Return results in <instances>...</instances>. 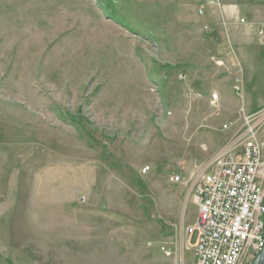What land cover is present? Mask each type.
Returning <instances> with one entry per match:
<instances>
[{"label":"rangeland","instance_id":"rangeland-1","mask_svg":"<svg viewBox=\"0 0 264 264\" xmlns=\"http://www.w3.org/2000/svg\"><path fill=\"white\" fill-rule=\"evenodd\" d=\"M236 19L263 43L264 0H0V264H193L191 186L245 114L221 91L264 103Z\"/></svg>","mask_w":264,"mask_h":264},{"label":"built area","instance_id":"built-area-1","mask_svg":"<svg viewBox=\"0 0 264 264\" xmlns=\"http://www.w3.org/2000/svg\"><path fill=\"white\" fill-rule=\"evenodd\" d=\"M224 129H237L233 142L213 155L191 186L198 208L188 229L189 238L196 236L189 242L193 264H253L264 249V110L229 121ZM171 180L182 182V176ZM163 253L171 256L165 247Z\"/></svg>","mask_w":264,"mask_h":264},{"label":"crops","instance_id":"crops-1","mask_svg":"<svg viewBox=\"0 0 264 264\" xmlns=\"http://www.w3.org/2000/svg\"><path fill=\"white\" fill-rule=\"evenodd\" d=\"M205 2L209 3V5H211V7L213 6V0H204ZM223 12H226L227 14H231V13H235L237 12V10L240 13H252L253 12V8L251 7L249 9L246 8L245 6H237L236 3L233 4H223V6L221 7ZM245 23V21L243 22ZM255 22H246L245 24H241L238 22V20H234L232 21L231 24V34H232V38H233V45H232V51H234V53L236 54L234 57L237 59V61L240 63L241 69L243 68V63L244 60H249L250 57H252V53L253 51L255 53H258V57L259 55L262 53L261 49L264 46V41L263 43L258 41V34H257V27L254 26ZM264 27V24H263ZM236 30H247V31H252L250 33L249 36H244L242 38V41L238 40L239 38H237V31ZM264 40V39H263ZM241 42V43H240ZM242 75V73H240ZM242 77V76H241ZM243 79V78H242ZM251 84V79L248 78H244L243 79V85L242 83L240 84V87H243V93L242 91L240 92L239 95H242V104H239L237 102V98L235 97V93L233 92V90L231 91L230 88H226L224 90L221 91V98H222V106L225 107L227 112H230L228 116H232V117H237L238 111H239V107L240 105H242V109H244V113L247 115H251L254 114L258 111H260L261 109L264 108V103L262 104V106H259V108H255V107H246V96L247 93L249 92V90L247 89V87H250ZM218 96V99H219Z\"/></svg>","mask_w":264,"mask_h":264},{"label":"water","instance_id":"water-1","mask_svg":"<svg viewBox=\"0 0 264 264\" xmlns=\"http://www.w3.org/2000/svg\"><path fill=\"white\" fill-rule=\"evenodd\" d=\"M253 264H264V249L262 252L257 256Z\"/></svg>","mask_w":264,"mask_h":264}]
</instances>
